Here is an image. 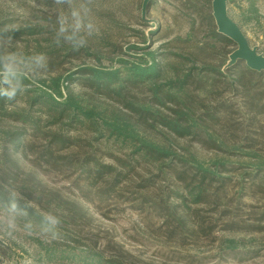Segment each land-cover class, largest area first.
<instances>
[{
    "label": "trees",
    "instance_id": "1",
    "mask_svg": "<svg viewBox=\"0 0 264 264\" xmlns=\"http://www.w3.org/2000/svg\"><path fill=\"white\" fill-rule=\"evenodd\" d=\"M162 1L150 2L149 20ZM171 1L187 20L186 35L153 50L148 40L160 36V25L140 32L143 46L128 47L134 60L108 35L74 49L63 36L55 42L57 23L18 26L0 17V30L11 29L0 31L5 50L19 52L21 43L24 56L47 57V69L24 72L14 101L0 97V205L15 188L28 213L21 223L39 225L46 212L61 221L55 237L27 233L38 264H148L86 230L94 213L111 219L127 208L147 210L167 241L182 246L209 240L235 253L244 243L219 238L218 230L264 232V212L245 220L238 206L229 208L242 198L264 199V72L240 61L225 70L237 46L218 33L212 0ZM249 1L240 27L260 22ZM142 5L138 25L154 27L143 20ZM228 94L243 98L249 125L235 119ZM197 149L214 156L201 160ZM229 186L239 189L237 198L229 200Z\"/></svg>",
    "mask_w": 264,
    "mask_h": 264
},
{
    "label": "rangeland",
    "instance_id": "2",
    "mask_svg": "<svg viewBox=\"0 0 264 264\" xmlns=\"http://www.w3.org/2000/svg\"><path fill=\"white\" fill-rule=\"evenodd\" d=\"M143 0H84V3L91 9V17L98 28V34H94L87 40H94L108 35L112 41L123 48L126 58L134 60L135 54L129 51L131 44H141L140 32L156 30V25H160L162 32L158 37H151L148 44L153 50H158L167 42L176 37L186 35L189 25L187 20L178 16L175 9L176 3L168 0L158 5V10L150 14V20L156 24L145 29L138 25L140 15V2ZM229 13L231 18L239 23L244 21L243 14L249 6V0H229ZM256 8L259 10V24L245 22L241 24L250 45L258 47L259 52L264 54V0H255ZM68 5H58L55 0H0V17H6L15 21L16 25L41 24L43 26H53L57 23V17L61 12H66ZM166 37V39H158ZM19 53L23 51V45H17ZM110 55L109 58H113ZM86 62L95 65L94 59ZM79 64V63H78ZM76 65V64H75ZM106 67L111 66V61H103ZM236 104L238 113L235 119L250 124L246 116L247 108L244 106L243 98L227 95ZM245 131L243 128L242 131ZM249 134L255 132V127L247 128ZM183 145V144H182ZM198 150V149H197ZM201 160L208 161L213 158V154L197 151ZM221 158H227L232 162L240 160L235 155L224 154ZM58 181V179H56ZM236 182V178L232 184ZM59 186H63L62 183ZM239 189L233 186L228 188L229 200L237 198ZM238 206V208H237ZM253 208H251V207ZM227 207V206H226ZM239 209L238 216L242 219H251L260 216L264 212V199L242 198L241 203H231L229 208ZM236 209V210H237ZM141 213L131 208L124 212L114 211L111 219H105L94 213V220L86 230L97 234L101 243L110 242L113 245L122 247L126 252L132 254L138 260L148 264H187L184 259L176 257L174 254L184 257H194L195 264H264V232L254 234H241L221 232L218 230L219 238L236 239L244 244L235 251H222L219 245L209 241L201 240L196 244L192 239H188L186 245L167 241V237L160 231L161 223L154 216H150L147 210ZM215 216V214H213ZM264 227V225H263ZM0 264H38L36 262V251L33 241L23 230H17L14 234L5 235L0 239Z\"/></svg>",
    "mask_w": 264,
    "mask_h": 264
},
{
    "label": "clouds",
    "instance_id": "3",
    "mask_svg": "<svg viewBox=\"0 0 264 264\" xmlns=\"http://www.w3.org/2000/svg\"><path fill=\"white\" fill-rule=\"evenodd\" d=\"M55 3L68 5V10L61 12L57 17V44L60 43L59 37L63 36L74 49H79L86 45L89 37L98 34V28L91 17V9L84 0H55ZM0 31L10 32L11 29L6 27ZM28 68L47 69V57L44 54L24 56L17 51L5 50L4 45L0 44V97L14 101L17 95L24 91L23 77ZM6 191L8 203L0 205V239L5 235L14 234L17 230L28 234L39 231L53 237L57 235L56 229L61 223L58 216L46 212L41 215L39 225L30 220L21 223L20 218L28 215L26 209L19 205L23 197L15 188ZM27 207H31V202H28Z\"/></svg>",
    "mask_w": 264,
    "mask_h": 264
},
{
    "label": "water",
    "instance_id": "4",
    "mask_svg": "<svg viewBox=\"0 0 264 264\" xmlns=\"http://www.w3.org/2000/svg\"><path fill=\"white\" fill-rule=\"evenodd\" d=\"M151 1L143 0L142 17L145 22L156 24L147 18V7ZM212 12L218 33L230 39L237 46L236 50L229 56L225 70L240 61L253 71L264 72V54L259 52L258 47L250 45L242 28L231 18L229 0H212Z\"/></svg>",
    "mask_w": 264,
    "mask_h": 264
}]
</instances>
